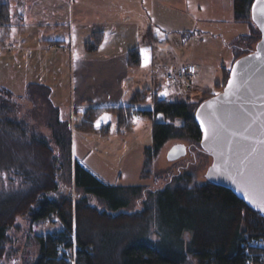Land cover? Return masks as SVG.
I'll return each mask as SVG.
<instances>
[{
	"label": "trees",
	"instance_id": "16d2710c",
	"mask_svg": "<svg viewBox=\"0 0 264 264\" xmlns=\"http://www.w3.org/2000/svg\"><path fill=\"white\" fill-rule=\"evenodd\" d=\"M260 10L257 0H234L235 20L252 28L251 35L242 38L245 45L235 46L242 55L255 51L263 38L257 24ZM18 16L15 2L0 0L1 46H6ZM103 39L104 34L97 33L87 50L96 49ZM128 54L132 63L138 62L137 49ZM223 72V80L215 86L217 92L205 91L196 103L162 98L146 109L90 107L75 128L94 132L96 121L112 113L120 131L130 130L135 117L151 119L163 114L171 122L152 124L154 147L146 151L144 177L151 175L162 148L172 140L188 141V153L201 148V153L210 155L201 145L203 133L197 117L203 103L226 88L231 71L224 67ZM27 91L36 95L33 108L45 109L51 134L14 117L16 105L10 100L11 92H0V178L6 176L17 183L13 190L0 191V260L8 255L9 230L20 216H28L36 225L62 224L60 230L37 236L39 256L34 264H247L257 257L256 251L248 252L245 241L264 239V214L230 188L209 180L198 183L191 174H181L172 185L156 191L143 185L106 184L73 161L72 120L60 117L48 88L33 84ZM140 96L142 91L134 100L145 103L146 94ZM41 97L45 102L42 107L38 104ZM177 118L183 119V125L173 123ZM63 172L73 176L74 186L81 193L55 198L61 190ZM90 196L100 198L107 208L92 205ZM130 207L135 210L129 211Z\"/></svg>",
	"mask_w": 264,
	"mask_h": 264
},
{
	"label": "rangeland",
	"instance_id": "374dc122",
	"mask_svg": "<svg viewBox=\"0 0 264 264\" xmlns=\"http://www.w3.org/2000/svg\"><path fill=\"white\" fill-rule=\"evenodd\" d=\"M42 1L48 3L46 6L54 12V16L64 9L67 19L63 18V21H60V17H55L49 21L38 20L34 28H28L36 38L27 43L28 45H24L32 48L30 49L31 58L23 56L21 61L18 60L19 70L10 71L4 65L12 64L10 59L18 50L16 48L9 50L8 44L15 47L13 43H9V39L6 40L5 47L0 46V92L2 93L3 90L11 92L10 100L16 105L13 116L24 119L44 134H51L47 125L50 118L46 117L45 109L43 108L44 111L40 108L39 111L37 108L34 109L33 103L37 102L36 95L32 91V93L27 91L31 83L42 82L48 88L49 99L58 108L60 117L72 120L73 161L80 163L102 182L118 186L143 185L156 191L163 189L181 174H191L198 183L208 180L207 175L213 164V158L204 151L206 154L201 153L199 151L201 148L177 160L168 159V153L174 145H189L188 141L181 140H172L167 143L152 166L151 175L144 177L146 151L154 147L152 124L171 122L161 113L153 115L151 119L144 116L135 117L130 130L120 131L116 116L112 113H105L96 121L94 132H80L75 128L84 120L86 110L96 104H117L120 98L124 97L126 98L124 103L127 104L137 90H141L143 96L147 94L148 98L150 90L143 91V89L151 88L152 94L154 92L158 94V88L153 85L154 80H144L143 73L135 69L124 70L122 57L113 63L99 61L90 64L80 60L77 53L75 56L68 45L65 49V44L57 47L48 43V40H68L69 36H73V27L71 26L69 30V27L65 25L71 14H74L75 19L100 18L99 20L109 21L111 29L108 31L114 32L116 26L121 24L115 16L116 11L113 10L114 13L112 12L110 16H104L88 5L80 4L82 0H67V5L62 7L52 5L56 0ZM146 6L147 10L151 7L150 4ZM132 9L131 7L129 11ZM154 13L158 21L153 23L149 18L143 21L138 20L137 23L141 28L138 37L133 41L131 37L122 38L120 49H118H140L145 60L142 71L147 75L152 58L155 60L153 62L155 76L159 73L161 75L168 73L175 63L179 66V63L203 62L211 69L217 67L219 74L217 82H220L223 80V68L227 67L231 71L237 63L240 65V60L246 56L237 52L235 46L245 45L242 38L250 36L252 28L248 23L235 20L234 0H157ZM133 16L135 19L136 14ZM76 26L77 33L79 25L76 24ZM108 50L109 48H106V51ZM86 52L88 53L87 49ZM135 78L137 85L134 86ZM160 85L163 87V84ZM167 89L175 92L169 98L172 102L196 103L202 96L187 99L178 95V93L181 94L179 90ZM209 91L217 92V89L212 87ZM38 102L41 107L45 105L42 97ZM148 104H152V101L143 103L141 106L147 105V107L142 109L152 107ZM76 107L77 111L73 109ZM202 113L203 111L200 117ZM104 117L107 119H103ZM173 123L181 126L183 119L177 118ZM53 146H55L54 143ZM59 181L61 190L55 198L66 195L74 197L81 193L75 188L73 176L71 177L68 172H63ZM15 185L17 183L14 184L9 177L0 178V191L13 190ZM90 201L92 205L107 208L100 198L90 196ZM131 210L135 208L130 207L129 211ZM60 229H62L60 222L36 225L28 216L18 217L16 225L9 230L8 255L0 260V264H34L39 256L37 236ZM75 250H70L74 256L73 262ZM189 261L191 262L192 259Z\"/></svg>",
	"mask_w": 264,
	"mask_h": 264
},
{
	"label": "water",
	"instance_id": "95a60500",
	"mask_svg": "<svg viewBox=\"0 0 264 264\" xmlns=\"http://www.w3.org/2000/svg\"><path fill=\"white\" fill-rule=\"evenodd\" d=\"M258 2L261 42L240 60L241 66L237 63L231 70L228 82L231 80L233 87L227 83L224 91L205 102L197 119L203 133V150L216 160L208 180L224 184L264 214V0ZM186 152L185 145H174L168 158L177 160Z\"/></svg>",
	"mask_w": 264,
	"mask_h": 264
},
{
	"label": "crops",
	"instance_id": "0c3cea01",
	"mask_svg": "<svg viewBox=\"0 0 264 264\" xmlns=\"http://www.w3.org/2000/svg\"><path fill=\"white\" fill-rule=\"evenodd\" d=\"M16 3L18 7V18L17 21L12 24L10 28V36L8 37L9 43H13L15 48L18 50V52L10 59V63L12 64H5L7 68L10 69V71L19 70L18 65L20 64V59L24 56L26 58L31 56V47H25L24 45H28L27 43L32 42L34 39V34H31L29 32L28 28H34V24L38 20H44L49 21L54 19L55 17H60V21H63V18L67 19V16L65 14V10L62 9L61 13L56 14V16L53 15L54 12L50 11V9L47 8L46 5L48 3L43 2L42 0H12ZM87 1V2H86ZM82 0L80 4L88 5L89 7L93 8L97 13L104 15V16H110L114 11L115 16L117 19H119V25L116 26V30L114 32H109L108 30L111 29L109 21H103V20H82L81 18L75 19L74 14H71V17L69 16V20L65 23L66 26L73 27V36H69L68 40L64 39H58V40H48V43L51 45H56L58 47H62L63 44H65L64 47L67 49V45L69 46L70 50L73 51V54H78V58L80 60H85L89 62L90 64H93L94 62L99 61H107L110 63L115 62L119 57H122L123 59V69L127 71L137 70L139 73L144 74V80L150 81L152 79L153 85L158 88V94L157 92H153L151 88H145L144 90H150L149 97L147 98V101H152V104L156 99H162L165 98L169 100V98L175 94V92H172L168 90L164 85L165 81L163 79V75L160 73L156 76L153 72L155 63H153L155 60L152 58V63L150 70H152V74L150 73V70L148 72V75L143 72V67L145 64L144 57L142 56L141 50L137 49L140 57L138 59V62L132 63L131 59L129 58V52L131 50H134V48H124L120 49V40L125 37H131L132 41L135 40V38L138 37L139 33L141 32L140 25L137 23L138 20L143 21L145 18H149L150 21L155 23V21H158V17L155 18L154 13V6L155 2L157 0ZM67 0H56L53 1L52 5H55L56 7H62V5H67ZM61 4V5H60ZM150 4V8L147 10L146 5ZM45 7V8H44ZM133 8L132 11H129ZM114 13V12H113ZM61 14V15H60ZM134 14H136V18L134 19ZM64 15V17L61 18V16ZM72 20V23H71ZM77 21V22H76ZM76 24L79 25V29L76 33ZM74 25V26H73ZM76 26V27H75ZM121 26V27H120ZM71 32V31H70ZM102 33L104 34L103 43L98 46L96 49H90L88 50V53L86 52L87 44L91 41V39L97 34ZM61 43V44H59ZM48 44V45H50ZM134 45V44H133ZM1 46V45H0ZM4 47V46H3ZM106 48H109L108 51H106ZM28 51V52H27ZM155 56V55H154ZM1 57V56H0ZM31 58V57H30ZM75 58V57H74ZM19 60V61H18ZM185 64V63H183ZM178 64V65H183ZM190 65H195L198 69V72L195 77L192 78V81L196 88L191 92H181V94L178 93L179 96L185 97L187 99H191L193 96L202 95L205 91H209L212 87L216 86L217 80H218V69L217 67L209 68L208 65H205L203 62H193L189 63ZM174 66H177V64H173ZM5 67V69H6ZM227 68V67H226ZM21 69V68H20ZM146 69V68H144ZM160 69V68H159ZM229 69V68H227ZM136 78L133 82V85L136 84ZM139 83V82H138ZM33 84H41L44 85L42 82H34ZM32 83L30 84L33 85ZM163 84V87L162 85ZM141 90H137L139 92ZM135 93V94H136ZM200 93V94H199ZM134 94V95H135ZM134 95L130 99L129 103H124L125 97L120 98V102L117 104H96V106L92 107H126V106H132L133 108H144L146 106H141L143 103L136 102L134 100ZM147 95V94H146ZM144 96H140L139 99ZM199 97V96H198ZM171 101V100H169ZM172 102V101H171ZM152 104H148L152 105ZM149 108V107H148ZM75 111H77V107L73 108ZM66 116H68L67 113H65Z\"/></svg>",
	"mask_w": 264,
	"mask_h": 264
},
{
	"label": "built area",
	"instance_id": "2783aa9c",
	"mask_svg": "<svg viewBox=\"0 0 264 264\" xmlns=\"http://www.w3.org/2000/svg\"><path fill=\"white\" fill-rule=\"evenodd\" d=\"M11 50L13 45L8 46ZM198 69L194 65L183 64L179 66H173V69L168 71V73L163 74V79L165 81V87L170 89L179 90L180 92H190L194 90V83L192 78L196 76ZM245 246L248 247V252L250 250L256 251L257 254L253 260H248L247 264H255L259 262L264 264V239H248L245 241ZM255 262V263H254Z\"/></svg>",
	"mask_w": 264,
	"mask_h": 264
},
{
	"label": "snow or ice",
	"instance_id": "6c2138e0",
	"mask_svg": "<svg viewBox=\"0 0 264 264\" xmlns=\"http://www.w3.org/2000/svg\"><path fill=\"white\" fill-rule=\"evenodd\" d=\"M228 84H229V88L233 87V82L231 80L228 82ZM103 119H107V117H104ZM213 135H215V129H213ZM207 138H208V132L207 130H205V139Z\"/></svg>",
	"mask_w": 264,
	"mask_h": 264
},
{
	"label": "flooded vegetation",
	"instance_id": "af4514ba",
	"mask_svg": "<svg viewBox=\"0 0 264 264\" xmlns=\"http://www.w3.org/2000/svg\"><path fill=\"white\" fill-rule=\"evenodd\" d=\"M199 110H200V108H199ZM187 148V147H186ZM188 151H190L188 148H187V152H186V155L188 154ZM215 159H214V157H213V162L215 163L216 162V160L214 161ZM213 163V164H214Z\"/></svg>",
	"mask_w": 264,
	"mask_h": 264
}]
</instances>
